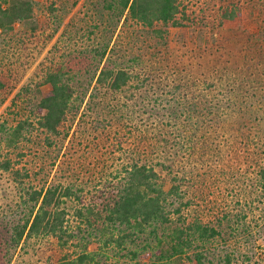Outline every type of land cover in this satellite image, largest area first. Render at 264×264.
<instances>
[{
	"label": "rangeland",
	"instance_id": "1",
	"mask_svg": "<svg viewBox=\"0 0 264 264\" xmlns=\"http://www.w3.org/2000/svg\"><path fill=\"white\" fill-rule=\"evenodd\" d=\"M30 1L37 17L54 2L56 34L45 46L0 45V72L12 68L22 74L12 95L0 99V124L13 127L35 107L28 101L13 108L10 99L24 84L39 80L41 64H64L73 108L59 135L28 129L16 148L7 149L0 134V162L17 160L13 168L22 175L17 179L0 167V264L75 260L82 239L94 236L99 248L89 251L98 264H158L142 250L145 234L120 248L112 241L104 245L95 231L101 222L92 230L82 227L72 213L81 205L68 199L62 205L70 215L66 237L50 233L14 242V229L34 205L29 193L62 185L100 210L101 201L93 195L100 199V191L119 187L115 178L132 158L170 165L182 184V201L190 205L185 216H197L217 232L193 241L182 256L184 264H195L196 252L204 254V264H264V191L257 181L264 167V7L251 17L254 23L220 27L198 4L188 9L197 22L146 28L125 24L116 9H104L105 0ZM108 41V57L98 62L90 50ZM103 65L124 67L133 80L121 91L97 86L89 79ZM167 232L159 229L157 236ZM133 251L140 253L136 260L129 254Z\"/></svg>",
	"mask_w": 264,
	"mask_h": 264
},
{
	"label": "trees",
	"instance_id": "2",
	"mask_svg": "<svg viewBox=\"0 0 264 264\" xmlns=\"http://www.w3.org/2000/svg\"><path fill=\"white\" fill-rule=\"evenodd\" d=\"M206 1L208 0H111L110 2L105 0L104 9H116L117 16L119 19L123 18L125 24L133 22L142 27L152 28L156 23L176 26L180 24L179 20L187 19V21L197 22L196 18L189 17L188 9L197 7L198 4L201 6L199 11L202 14L208 12L220 27H229L250 20L254 23L251 17L256 11L262 13L261 6L264 7L263 0H260L261 4L258 5L256 0ZM53 5L54 2L47 4L49 12L37 17L33 2L30 0H0V45H6L4 43L9 42L13 46L24 45L27 42L47 45L54 38L57 29L53 20L55 17H52L55 11ZM190 13L193 14L194 11ZM108 43L109 41L100 50L95 48L90 50L98 57V62L108 57ZM41 65L43 67L39 70L41 73L39 80L24 84L10 99V106L13 108H18L20 104L28 101L34 102L35 107L13 127H8L6 121L0 124V134L5 135L7 149L16 148L28 129L59 135L58 129L64 122L65 115L73 108L70 107L73 92L66 79L67 71L64 64L60 62L52 66ZM109 67V65H103L99 75L94 77L93 73L89 80L92 82L94 79L97 86H103L112 91L124 90L133 80L132 73L124 67ZM97 68L96 66L95 69ZM14 71L8 68L5 73L0 72L1 102H5L12 95L20 82L22 74ZM45 88L47 89L43 90ZM191 124L194 125V123ZM133 160L135 159L132 158L131 162L121 165L118 176L115 178L122 183L119 187L113 186L109 192L100 191V199L93 195L94 201H101L100 210L97 208L98 204L92 205L91 202L84 201L83 195L62 185L42 186L37 191L29 193L28 196L34 205L30 208L29 217L24 224L14 229V242L18 244L24 238L45 236L50 233H54L59 239L66 237L68 235L66 217L69 214L64 208L62 209V205L68 199L81 205V207L75 206L72 213L80 220L82 227L92 230L95 222H101L100 228H95V231L103 238L104 245L112 241L120 248L127 242L134 243L135 238L145 234L147 244L142 250H147L146 255L150 256L155 263L184 264L182 256H185V250L192 248L193 241L208 240L217 232L202 224L197 216L192 219L185 216L184 211L190 205L182 201L184 198L181 191L182 184L176 176L171 175L170 165L156 163L150 166ZM14 162L18 163L17 160ZM14 162L8 159L3 160L0 162V167L5 172H11L13 177L20 179L22 175L13 168ZM40 172H43V168L38 173ZM257 181L260 190L264 191V167L258 171ZM107 193L109 196L104 197ZM171 207L174 208L170 209ZM84 229L77 226L79 233H83ZM117 229L119 234L115 235L114 230ZM159 229L168 230L164 238L157 236ZM82 240V252L75 260L70 261L66 256V258H59L60 261L57 264H98L94 262V254L89 251V249L99 248L98 239L95 240L94 236L91 241L86 238ZM129 254L132 260H136L140 255L137 251ZM203 256L202 252H196L194 263L204 264ZM172 258L175 259V263L169 262ZM229 262L230 260L227 259V263Z\"/></svg>",
	"mask_w": 264,
	"mask_h": 264
}]
</instances>
